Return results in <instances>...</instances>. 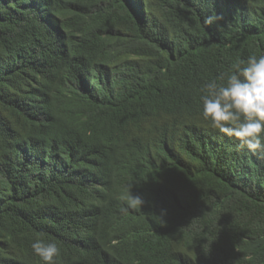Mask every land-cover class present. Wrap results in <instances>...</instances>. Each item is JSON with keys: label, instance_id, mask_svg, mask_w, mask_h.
<instances>
[{"label": "trees", "instance_id": "trees-1", "mask_svg": "<svg viewBox=\"0 0 264 264\" xmlns=\"http://www.w3.org/2000/svg\"><path fill=\"white\" fill-rule=\"evenodd\" d=\"M261 54L264 0H0V264H264V156L200 101Z\"/></svg>", "mask_w": 264, "mask_h": 264}, {"label": "clouds", "instance_id": "clouds-1", "mask_svg": "<svg viewBox=\"0 0 264 264\" xmlns=\"http://www.w3.org/2000/svg\"><path fill=\"white\" fill-rule=\"evenodd\" d=\"M217 16L206 17L211 26ZM202 116L211 126L242 147L264 156V54L232 63L226 71L200 88ZM144 200L129 190L122 212L141 208ZM31 248L43 264H56L59 248L54 242L35 240Z\"/></svg>", "mask_w": 264, "mask_h": 264}]
</instances>
